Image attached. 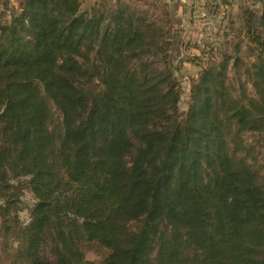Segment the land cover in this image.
<instances>
[{
  "label": "trees",
  "instance_id": "16d2710c",
  "mask_svg": "<svg viewBox=\"0 0 264 264\" xmlns=\"http://www.w3.org/2000/svg\"><path fill=\"white\" fill-rule=\"evenodd\" d=\"M3 5L0 234L10 264H95L88 242L108 249L101 264H264V176L242 139L264 131L263 17L241 7L247 53L235 43L208 63L182 114L176 34L149 9ZM242 65L253 96L228 82ZM20 179L34 198L23 222Z\"/></svg>",
  "mask_w": 264,
  "mask_h": 264
},
{
  "label": "rangeland",
  "instance_id": "374dc122",
  "mask_svg": "<svg viewBox=\"0 0 264 264\" xmlns=\"http://www.w3.org/2000/svg\"><path fill=\"white\" fill-rule=\"evenodd\" d=\"M94 1L82 0L81 8H87ZM130 1L138 7L149 9L150 13L159 20L161 25L169 27V31L176 34L173 45L172 66L174 76L179 85L180 97L178 106L182 114L187 110L192 82L198 78L201 70L208 63H217L222 59L223 54H231L235 43L241 44L242 57H244V53H247L245 51L246 43L243 40L244 27L241 17H239L242 8L233 6L232 1L235 0H213L212 5H209V24L204 26L194 14L192 0L190 1L189 15H182V9L180 10L181 0H178V4L174 8L171 0ZM246 1L249 2V0ZM3 2H7L9 9H16L18 6V0H0V20L2 22L10 19L8 12L4 11ZM224 4L228 5V7L224 8ZM246 6L247 4L245 3L243 8ZM212 12L214 14L218 13L216 15H220V12H222L224 20H219L215 16L212 17ZM254 15L256 19L259 17L258 14ZM167 17L172 20L171 27L166 25L165 19ZM256 19L255 21H258ZM254 56V53L249 54L244 58V61H253ZM244 61L242 62L245 63ZM239 68L240 70L237 72L228 69V82L232 86L234 93H238L239 80H245L244 75L240 72L243 71L244 66H239ZM244 82L248 95L253 96L255 93L253 87L249 82ZM51 110L53 119L57 120L60 116L58 110L53 106ZM242 139L248 147V152H246L247 160L264 176V131H246L242 134ZM20 180L23 183V188L19 195L21 209L18 211V215L23 222L27 220V210L34 203V198L29 189L25 187L24 180ZM11 182L17 184L18 180L12 179ZM130 226L134 227L135 222H131ZM4 243V239H2L0 234V264H10V259L13 257L11 253L5 252L2 248ZM82 249L85 258L95 262V264H101L108 253V249L96 242L84 243Z\"/></svg>",
  "mask_w": 264,
  "mask_h": 264
},
{
  "label": "crops",
  "instance_id": "0c3cea01",
  "mask_svg": "<svg viewBox=\"0 0 264 264\" xmlns=\"http://www.w3.org/2000/svg\"><path fill=\"white\" fill-rule=\"evenodd\" d=\"M182 4H180V10L182 9V15H189V6H190V1L191 0H181ZM207 3L210 2L212 3L213 0H206ZM173 8L178 4V0H171ZM206 3V4H207ZM233 6H235V8H237L238 6L240 7H244V4H247V7L251 8V10L255 13L258 14L259 17L257 18V20H259L261 17H263L264 19V0H235L232 1ZM228 4V3H227ZM224 8L228 7V5L224 4L223 5ZM218 14V13H216ZM214 14V12H212V17L215 16V18L218 17V19H223L224 20V14L222 12H220V15H216ZM193 16V15H192ZM240 17V14H239Z\"/></svg>",
  "mask_w": 264,
  "mask_h": 264
},
{
  "label": "built area",
  "instance_id": "2783aa9c",
  "mask_svg": "<svg viewBox=\"0 0 264 264\" xmlns=\"http://www.w3.org/2000/svg\"><path fill=\"white\" fill-rule=\"evenodd\" d=\"M194 14L199 21H201L202 25H208L210 20V15L206 9V0H192Z\"/></svg>",
  "mask_w": 264,
  "mask_h": 264
}]
</instances>
